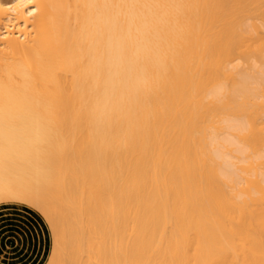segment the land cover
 Here are the masks:
<instances>
[{
	"label": "bare ground",
	"instance_id": "bare-ground-1",
	"mask_svg": "<svg viewBox=\"0 0 264 264\" xmlns=\"http://www.w3.org/2000/svg\"><path fill=\"white\" fill-rule=\"evenodd\" d=\"M27 212L37 264H264V0H0V224Z\"/></svg>",
	"mask_w": 264,
	"mask_h": 264
},
{
	"label": "rangeland",
	"instance_id": "rangeland-1",
	"mask_svg": "<svg viewBox=\"0 0 264 264\" xmlns=\"http://www.w3.org/2000/svg\"><path fill=\"white\" fill-rule=\"evenodd\" d=\"M27 213L29 219L7 218L0 224V235L5 241V264H37L43 232L35 225L36 216L32 212Z\"/></svg>",
	"mask_w": 264,
	"mask_h": 264
}]
</instances>
